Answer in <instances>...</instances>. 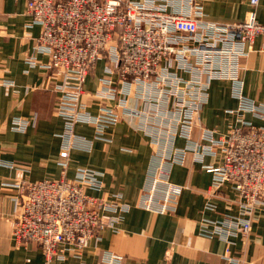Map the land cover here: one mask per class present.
Listing matches in <instances>:
<instances>
[{
	"label": "built area",
	"instance_id": "1",
	"mask_svg": "<svg viewBox=\"0 0 264 264\" xmlns=\"http://www.w3.org/2000/svg\"><path fill=\"white\" fill-rule=\"evenodd\" d=\"M246 1L250 11L243 22L221 23L207 19L196 0H27L28 27L42 29L36 50L48 55L45 68L60 77L53 92L64 122L57 159L62 177L30 182L19 169L12 185L20 208L12 221L16 245H36L45 264L69 258L90 264L82 256L88 243L103 229L114 228L133 207L120 194L105 198L88 193L102 191L100 172L78 168L74 179L65 174L73 152L91 153L95 141L112 143L111 130L124 116L137 119L155 146L138 209L176 213L187 187L171 181L172 168L187 164L191 155L193 164L212 174L209 196L217 198L230 186L237 195L232 203L241 212L239 217L203 221L200 235L230 244L233 237L252 234L255 214L264 204V127L242 117L219 136L197 121L215 81L231 82L239 111L264 119V106L242 94L241 62L255 38L264 35L256 17L261 0ZM100 61L106 62L105 77L101 88L88 95L98 103L93 113L83 98L86 81ZM28 63L37 65L35 60ZM30 124L14 118L10 128L24 133ZM79 125L92 128L93 139L78 134ZM178 140L186 145L178 147ZM206 158L218 163L206 164ZM212 200L205 207L215 211ZM223 259V264H244L235 257ZM123 261V256L109 253L98 264Z\"/></svg>",
	"mask_w": 264,
	"mask_h": 264
},
{
	"label": "crops",
	"instance_id": "2",
	"mask_svg": "<svg viewBox=\"0 0 264 264\" xmlns=\"http://www.w3.org/2000/svg\"><path fill=\"white\" fill-rule=\"evenodd\" d=\"M207 19L221 23H241L249 11L246 0H196ZM257 21L264 25V0L256 11ZM31 19L27 0H0V264H45L42 250L36 245H16L12 237V221L19 211L15 203L17 191L12 186L21 170L30 182L60 180L62 168L57 159L61 148L60 134L64 122L57 115V97L53 88L60 77L45 68L48 55L36 50L40 26L28 27ZM37 65L31 67L29 61ZM105 61L96 65L85 84L83 98L89 110L96 113L98 103L89 101V94L101 88L105 77ZM13 82L8 86L5 82ZM243 96L264 106V35L255 38L249 53L241 62ZM232 83L211 84L209 103L198 116V125L225 135L242 117L256 127H264V119L239 111L240 103L232 93ZM14 118L31 122L26 132H14ZM76 132L93 139L94 131L79 125ZM199 134L198 130L195 137ZM112 143L94 142L91 153L73 152L65 177L74 179L78 168L103 174L102 191L90 195L111 197L120 194L132 209L114 228L103 229L98 239L91 240L82 252L83 260L98 264L109 253L124 257L123 264H223L224 256L241 259L244 264H264V204L255 214L252 234L236 236L231 243L200 235L205 220L239 217L241 212L232 202L237 195L224 186L217 198L212 193V174L192 163L175 165L171 181L187 187L175 214L160 215L136 207L147 169L155 151L150 138L139 128L137 119L126 116L111 130ZM186 145L178 140L177 146ZM206 164H217L206 158ZM14 166L10 168V166ZM21 169V170H19ZM216 204L215 211L205 207L207 200ZM56 264H80L75 258Z\"/></svg>",
	"mask_w": 264,
	"mask_h": 264
}]
</instances>
